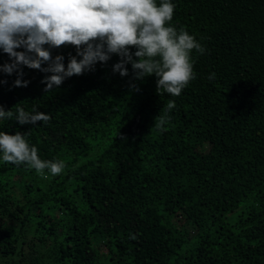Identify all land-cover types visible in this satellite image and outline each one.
<instances>
[{
    "label": "trees",
    "instance_id": "1",
    "mask_svg": "<svg viewBox=\"0 0 264 264\" xmlns=\"http://www.w3.org/2000/svg\"><path fill=\"white\" fill-rule=\"evenodd\" d=\"M171 2V25L205 49L179 96L155 76L130 89L115 55L49 92V73L24 67L26 88L0 73L5 110L51 116L0 131L66 164L43 178L0 152V264H264V0ZM69 53L53 50L65 66Z\"/></svg>",
    "mask_w": 264,
    "mask_h": 264
},
{
    "label": "clouds",
    "instance_id": "2",
    "mask_svg": "<svg viewBox=\"0 0 264 264\" xmlns=\"http://www.w3.org/2000/svg\"><path fill=\"white\" fill-rule=\"evenodd\" d=\"M175 5L171 0H0V52L8 62L0 64V73L16 79L11 87H28L24 67L45 75L41 83L44 92L59 88L65 79L95 71L97 63L105 64L113 55L119 60L112 66L113 73L129 75L130 89L140 91L134 81L156 77V91L181 95L195 79L192 50L199 53L204 47L186 30L171 25ZM75 48V55L53 56L54 49ZM135 49V51H133ZM46 65V66H45ZM215 73L209 75L213 79ZM7 80L0 79V85ZM175 108L169 101L167 109ZM0 119L23 125L47 123L51 116L36 109L5 110L0 105ZM155 126L162 128L166 117H155ZM0 152L4 162L26 163L43 178L47 174L60 175L66 168L63 161L42 160L38 149L30 146L26 133L0 131Z\"/></svg>",
    "mask_w": 264,
    "mask_h": 264
}]
</instances>
